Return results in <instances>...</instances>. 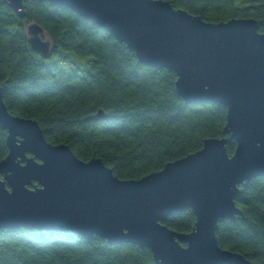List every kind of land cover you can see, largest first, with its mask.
Segmentation results:
<instances>
[{"label": "water", "instance_id": "obj_1", "mask_svg": "<svg viewBox=\"0 0 264 264\" xmlns=\"http://www.w3.org/2000/svg\"><path fill=\"white\" fill-rule=\"evenodd\" d=\"M21 17L24 0H4ZM65 6L132 49L140 62L177 75L186 103L226 106L225 131L187 156L140 179H120L101 158L80 159L65 143L50 142L38 120L11 113L0 84V229L71 231L110 244L151 250L155 264H254L223 248L219 223L243 214L240 186L264 175V32L256 18L209 22L168 0H38ZM31 48L43 57L53 43L37 23L26 25ZM105 117L104 111L98 112ZM35 181L38 185L31 187ZM190 208L191 232L165 220Z\"/></svg>", "mask_w": 264, "mask_h": 264}, {"label": "trees", "instance_id": "obj_2", "mask_svg": "<svg viewBox=\"0 0 264 264\" xmlns=\"http://www.w3.org/2000/svg\"><path fill=\"white\" fill-rule=\"evenodd\" d=\"M176 8L209 22L256 18L264 32V0H168ZM21 17L0 0V84L7 83L8 110L38 120L46 138L68 144L82 160L101 158L120 179H140L166 163L200 150L206 139L226 138L232 155L236 142L225 131L227 108L214 102L186 103L177 93L175 71L139 61L115 36L49 1L24 0ZM37 23L53 43L43 57L31 48L26 25ZM68 52L89 56V66L69 63ZM60 53L55 61H48ZM71 69L67 70V66ZM104 111L105 117L98 112ZM7 131L0 129V160L8 153ZM38 185L33 181L31 187ZM235 196L243 214L219 223L223 248L264 264V175ZM190 208L165 223L191 232ZM0 264H155L147 247L110 244L71 231L0 229Z\"/></svg>", "mask_w": 264, "mask_h": 264}, {"label": "rangeland", "instance_id": "obj_3", "mask_svg": "<svg viewBox=\"0 0 264 264\" xmlns=\"http://www.w3.org/2000/svg\"><path fill=\"white\" fill-rule=\"evenodd\" d=\"M67 54L69 55L70 58L69 63H75V66L77 65H82V67L89 66V59H90L89 56H78L73 52H68ZM59 55L60 53L53 54L51 58L47 59V62L52 60L55 61L59 57ZM66 68L67 70H70L71 65H68Z\"/></svg>", "mask_w": 264, "mask_h": 264}]
</instances>
